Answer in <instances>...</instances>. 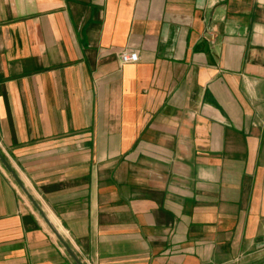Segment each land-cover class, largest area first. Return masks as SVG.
Here are the masks:
<instances>
[{
  "label": "crops",
  "instance_id": "0c3cea01",
  "mask_svg": "<svg viewBox=\"0 0 264 264\" xmlns=\"http://www.w3.org/2000/svg\"><path fill=\"white\" fill-rule=\"evenodd\" d=\"M32 200L81 264H264V0H0V264H77Z\"/></svg>",
  "mask_w": 264,
  "mask_h": 264
},
{
  "label": "water",
  "instance_id": "95a60500",
  "mask_svg": "<svg viewBox=\"0 0 264 264\" xmlns=\"http://www.w3.org/2000/svg\"><path fill=\"white\" fill-rule=\"evenodd\" d=\"M33 201V200H32ZM34 205L36 206V208L38 209L39 213L42 215V217L45 219V221L50 225L51 230L53 231V233L58 237V239L63 243L64 247L67 249V251L69 252V254L74 258V260L77 262V264H81V262L77 259V257L74 255V253L71 251V249L69 248V246L67 245V243L63 240V238L61 237V235L56 231V229L49 223V221L47 220V218L45 217L44 213L42 212V210L40 209V207L37 205V203L35 201H33Z\"/></svg>",
  "mask_w": 264,
  "mask_h": 264
},
{
  "label": "built area",
  "instance_id": "2783aa9c",
  "mask_svg": "<svg viewBox=\"0 0 264 264\" xmlns=\"http://www.w3.org/2000/svg\"><path fill=\"white\" fill-rule=\"evenodd\" d=\"M119 56L122 62H134L138 59L137 52L135 51H123Z\"/></svg>",
  "mask_w": 264,
  "mask_h": 264
}]
</instances>
